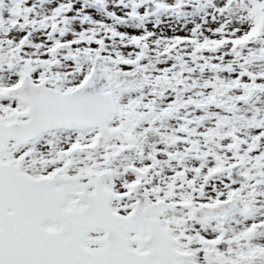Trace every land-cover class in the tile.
Here are the masks:
<instances>
[{
    "label": "snow or ice",
    "instance_id": "snow-or-ice-1",
    "mask_svg": "<svg viewBox=\"0 0 264 264\" xmlns=\"http://www.w3.org/2000/svg\"><path fill=\"white\" fill-rule=\"evenodd\" d=\"M0 264H264V0H0Z\"/></svg>",
    "mask_w": 264,
    "mask_h": 264
}]
</instances>
